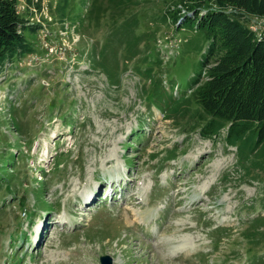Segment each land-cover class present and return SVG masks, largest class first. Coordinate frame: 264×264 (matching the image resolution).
Instances as JSON below:
<instances>
[{"label":"rangeland","instance_id":"374dc122","mask_svg":"<svg viewBox=\"0 0 264 264\" xmlns=\"http://www.w3.org/2000/svg\"><path fill=\"white\" fill-rule=\"evenodd\" d=\"M59 1L43 3L49 47L38 30L0 68V264H264V172L226 130L192 129L193 101L148 94L161 76L187 97L201 69L209 41L177 28L179 0H68L64 18Z\"/></svg>","mask_w":264,"mask_h":264},{"label":"trees","instance_id":"16d2710c","mask_svg":"<svg viewBox=\"0 0 264 264\" xmlns=\"http://www.w3.org/2000/svg\"><path fill=\"white\" fill-rule=\"evenodd\" d=\"M67 1L60 0L57 6L63 18ZM24 2L26 5L22 12L19 0H0V68L15 58L38 50L28 35L40 32L42 24L30 22L31 17L25 13L36 15L45 6L42 0ZM179 4L170 5L173 9H168L175 11L173 17L177 28H184L190 21L194 31L209 41L201 57V69L191 77L188 87L191 92L187 97L169 96L163 88L161 76L157 77L155 87L148 94L150 98L156 97L157 106L161 109L158 99L162 102L167 97L175 109L193 101L197 108L191 118H197L200 123L191 128H199L200 135L205 139L218 138L221 131L226 130L224 139L227 145L237 146L241 162L248 168L259 166L257 170L262 175L264 30H255L250 21L264 18V0H179ZM88 9L89 6L87 12L81 9L78 14L82 23L88 13H92V9ZM161 59L159 54H153L149 63L160 66ZM153 68L149 66L145 74H153ZM159 82L161 91L156 94ZM187 89L182 92L183 95ZM172 108L167 112L168 116L173 112Z\"/></svg>","mask_w":264,"mask_h":264},{"label":"built area","instance_id":"2783aa9c","mask_svg":"<svg viewBox=\"0 0 264 264\" xmlns=\"http://www.w3.org/2000/svg\"><path fill=\"white\" fill-rule=\"evenodd\" d=\"M46 0H43V3L45 2ZM25 7V6H24ZM45 11V7L43 8V10L41 11V12H38V13H36V15H35V17L34 18H32L33 19V21H36V22H41V24H42V27H41V29H40V36L42 37V39H43V44L44 45H46V47H49V42L46 40V38H47V36H48V33L50 32V30H48V28H47V24H46V20L47 19H49L48 18V16L46 17L45 15H43V12ZM44 16V17H43ZM261 20V22H256V21H254V22H251L250 21V26L252 27V28H254L255 30H257V31H259L260 32V30H261V32L264 30V18L263 19H260ZM32 21V22H33ZM252 24V25H251ZM49 51H51L52 52V49L51 48H49L48 49Z\"/></svg>","mask_w":264,"mask_h":264},{"label":"bare ground","instance_id":"6f19581e","mask_svg":"<svg viewBox=\"0 0 264 264\" xmlns=\"http://www.w3.org/2000/svg\"><path fill=\"white\" fill-rule=\"evenodd\" d=\"M120 184H121V176L118 178V181L113 182V183H112V181H110L109 179H107V181H105V190L108 191V194H109V193H111L112 191L116 190L117 187H118ZM114 192H115V191H114ZM42 226H43V223L40 222V223L37 225V229H39V228L42 229ZM39 240H40V239H39ZM39 240L36 241L37 244L39 243ZM161 244H162V243H161ZM163 244H165V246H166V245H169V247H172V246H173L170 240H169V241H167V240L164 241ZM174 247H175V246H174Z\"/></svg>","mask_w":264,"mask_h":264},{"label":"water","instance_id":"95a60500","mask_svg":"<svg viewBox=\"0 0 264 264\" xmlns=\"http://www.w3.org/2000/svg\"><path fill=\"white\" fill-rule=\"evenodd\" d=\"M101 264H113V258L110 255L100 257Z\"/></svg>","mask_w":264,"mask_h":264}]
</instances>
